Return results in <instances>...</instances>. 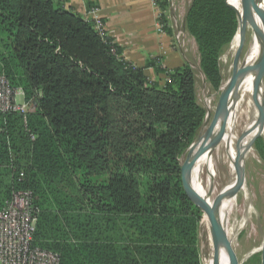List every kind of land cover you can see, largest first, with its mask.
Listing matches in <instances>:
<instances>
[{
	"label": "trees",
	"instance_id": "trees-1",
	"mask_svg": "<svg viewBox=\"0 0 264 264\" xmlns=\"http://www.w3.org/2000/svg\"><path fill=\"white\" fill-rule=\"evenodd\" d=\"M231 6L193 0L186 18L215 89L240 27ZM161 10L172 37L166 2ZM148 69L165 79L151 80ZM3 76L30 111L0 114V212L16 193H32L33 247L59 254L60 264H202L203 212L181 162L207 116L190 65L126 61L67 0H0Z\"/></svg>",
	"mask_w": 264,
	"mask_h": 264
},
{
	"label": "rangeland",
	"instance_id": "rangeland-1",
	"mask_svg": "<svg viewBox=\"0 0 264 264\" xmlns=\"http://www.w3.org/2000/svg\"><path fill=\"white\" fill-rule=\"evenodd\" d=\"M156 2L158 7L155 8L159 12V18L162 13V3H167V12L165 14L167 15L169 20V27L173 31V36L171 37L172 44L174 48L181 54L185 64L192 67L195 75V93L198 103L207 111L204 125L200 130L195 143L184 153L181 158L182 165L187 168L197 152L198 141L208 130V128L211 127L218 115L226 94L224 86L233 77L236 66L238 64H243L247 56V52H249L255 39L258 13L257 2L256 0H241L244 17V44L241 50L242 53L240 52V56H237L236 51L233 49L232 45L234 40L229 46L224 49L220 58L222 84L218 89L213 88L202 73L197 43L195 39L189 34L186 28V18L193 0H156ZM230 2L233 6L234 1L230 0ZM158 25L160 32L165 34L166 31L164 25H162L160 21L158 22ZM161 27H163V29H161ZM163 67L166 70H170L165 66ZM150 78L151 80L158 81L164 80L165 76H159L153 70V73L150 74ZM251 117L252 120H254L255 112L252 113ZM241 131L242 129L240 128V134ZM258 138H256L251 144L252 155L250 154V156L245 160L244 165V183L242 185V188L238 192L239 194H237L236 196L235 205L234 207H232L231 212L228 216L229 239L232 244V251L236 264H263L264 137ZM217 167V177L214 183L215 191L217 190L216 194L219 193L233 179V175H231L232 173L229 166L226 164H222L220 159L218 160ZM229 178L231 180H229ZM203 216L204 212L202 214V217ZM202 217L199 223L198 239L201 250V261L202 264H206V257L209 254L208 234L203 228Z\"/></svg>",
	"mask_w": 264,
	"mask_h": 264
},
{
	"label": "bare ground",
	"instance_id": "bare-ground-1",
	"mask_svg": "<svg viewBox=\"0 0 264 264\" xmlns=\"http://www.w3.org/2000/svg\"><path fill=\"white\" fill-rule=\"evenodd\" d=\"M233 1V8L239 15L241 27L232 45L237 56H240L244 44V17L241 0ZM261 23V17L257 13L256 35L252 46L243 64L236 66L233 77L224 86L226 94L222 106L211 127L198 141V149L193 160L187 168L183 165L187 183L200 201L204 212L203 228L208 234L209 248L206 264H229L225 246L229 243L232 249L228 232V216L242 188L241 168L252 153V142L258 137H264V118L254 99L260 58ZM262 95L264 96V92ZM253 112H255L254 120H252L253 116L251 117ZM219 159L222 164L229 166L233 179L216 194L214 183ZM210 215L219 227L221 239H218L212 231Z\"/></svg>",
	"mask_w": 264,
	"mask_h": 264
},
{
	"label": "crops",
	"instance_id": "crops-1",
	"mask_svg": "<svg viewBox=\"0 0 264 264\" xmlns=\"http://www.w3.org/2000/svg\"><path fill=\"white\" fill-rule=\"evenodd\" d=\"M67 6L90 20L99 17L105 31L123 48L126 61L144 68L150 59L159 58L170 70L185 65L172 38L159 30L154 0H67ZM95 9L97 13L93 14ZM152 73L153 69L146 70L148 76ZM17 102L28 114L30 106L23 94L17 96Z\"/></svg>",
	"mask_w": 264,
	"mask_h": 264
},
{
	"label": "built area",
	"instance_id": "built-area-1",
	"mask_svg": "<svg viewBox=\"0 0 264 264\" xmlns=\"http://www.w3.org/2000/svg\"><path fill=\"white\" fill-rule=\"evenodd\" d=\"M154 6L158 7L156 0ZM92 13L96 14V9ZM94 22L96 30L104 33L102 20L95 17ZM19 95L20 92L13 89L9 80L1 77L0 114H25L26 109L17 102ZM37 223L38 212L33 206L32 193H16L0 212V264H60L59 254L33 247Z\"/></svg>",
	"mask_w": 264,
	"mask_h": 264
},
{
	"label": "water",
	"instance_id": "water-1",
	"mask_svg": "<svg viewBox=\"0 0 264 264\" xmlns=\"http://www.w3.org/2000/svg\"><path fill=\"white\" fill-rule=\"evenodd\" d=\"M256 2H257V12H258L259 16L261 17V21H262L261 24L262 25H261V32H260V39H259L260 58H259V62H258V73H257L256 84H255L254 99H255L256 106H257L261 116L264 118V96L262 95V93H263V79H264V6H263L264 0H256ZM231 7L233 8V6H231ZM239 22H240V19H239ZM182 176H183V182H184L185 188H186L189 196L193 199V201L198 205V207L203 212L200 201L197 199L195 194L191 191V189L187 183V180H186V177L184 174V166L183 165H182ZM243 183H244V166H242V168H241V180H240L241 186L243 185ZM210 221H211V227H212V231H213L214 235L218 239H221V236H220L221 233H220L219 227H218L215 219L212 217V215H210ZM225 246H226V250H227L229 264H236L231 246L229 245V243H226ZM263 264H264V256H263Z\"/></svg>",
	"mask_w": 264,
	"mask_h": 264
}]
</instances>
